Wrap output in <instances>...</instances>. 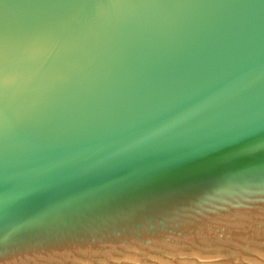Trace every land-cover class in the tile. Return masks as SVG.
I'll list each match as a JSON object with an SVG mask.
<instances>
[{
    "label": "water",
    "instance_id": "obj_1",
    "mask_svg": "<svg viewBox=\"0 0 264 264\" xmlns=\"http://www.w3.org/2000/svg\"><path fill=\"white\" fill-rule=\"evenodd\" d=\"M0 264H264V0H0Z\"/></svg>",
    "mask_w": 264,
    "mask_h": 264
}]
</instances>
